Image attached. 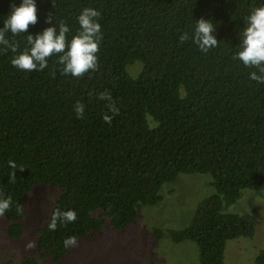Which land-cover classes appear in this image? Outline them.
<instances>
[{
  "label": "trees",
  "instance_id": "trees-1",
  "mask_svg": "<svg viewBox=\"0 0 264 264\" xmlns=\"http://www.w3.org/2000/svg\"><path fill=\"white\" fill-rule=\"evenodd\" d=\"M21 2L0 0V28L11 5ZM261 5L264 0H36L38 22L26 33L6 34L17 51L0 45V194L12 199L4 216L9 236L20 238L26 194L48 185L60 189L52 211L73 210L77 219L58 222L55 231L47 229L48 220L38 229L40 255L18 264L62 260L67 237L100 231L107 219L125 229L181 174L211 177V191L190 223L167 232L176 243L194 242L199 264H226L228 241L255 235L256 215L230 209L245 190L264 191V84L249 79L256 68L233 57L246 17ZM86 7L101 14L96 71L81 78L61 74L58 55L43 71L12 65L30 48L27 35L53 24L58 31L60 21L70 29V42ZM201 18L213 22L219 42L206 53L192 39L180 43ZM135 61L141 69L132 74ZM106 90L119 108L110 125L102 119L111 115L109 102L98 99ZM77 101L85 105L82 119L74 111ZM9 160L17 165L14 182ZM255 264H264V249Z\"/></svg>",
  "mask_w": 264,
  "mask_h": 264
},
{
  "label": "rangeland",
  "instance_id": "rangeland-1",
  "mask_svg": "<svg viewBox=\"0 0 264 264\" xmlns=\"http://www.w3.org/2000/svg\"><path fill=\"white\" fill-rule=\"evenodd\" d=\"M140 69L139 61L129 66L132 74ZM210 182L207 174H181L165 185L163 199L157 205L142 207L138 218L125 229H114L107 219L104 229L79 238L78 247L69 248L62 260L49 256L41 259V264H199L197 245L191 241L176 243L167 232L190 223L196 204L211 191ZM59 194L58 187L48 185L34 186L26 194L25 227L20 238L10 237V222L5 216L0 218V264H18L28 256L40 255L38 229L49 220ZM230 210L253 213L258 222L252 238L228 241L226 264H255L256 256L264 249V191L245 190ZM156 228L163 234L158 235ZM30 241L35 242L34 248L26 247Z\"/></svg>",
  "mask_w": 264,
  "mask_h": 264
},
{
  "label": "clouds",
  "instance_id": "clouds-1",
  "mask_svg": "<svg viewBox=\"0 0 264 264\" xmlns=\"http://www.w3.org/2000/svg\"><path fill=\"white\" fill-rule=\"evenodd\" d=\"M12 11L4 20V27L0 28V45L5 46L4 50L10 48L13 52L17 51V45L6 38L7 33L13 36L20 33H26L30 25L38 22L36 0H22L19 7L11 5ZM100 12L94 8L86 7L78 16L80 31L74 35L69 42L67 33L70 29L63 21L59 22V30L56 24L43 30L35 36L27 35V43L30 48H26L22 53L16 55L11 60L14 67L22 71H43L48 66V58L58 55V63L64 67L61 74H71L73 77L81 78L89 71L98 69L99 44L102 40L101 24L98 22ZM54 17L49 14L46 23L52 24ZM194 34L190 37L187 32L180 36V43L189 39L198 45L202 52H208L210 49L218 46L215 32L216 26L211 20L203 18L196 20ZM241 49L234 59H239L246 67L256 68L258 71L250 73L249 79L257 83L264 84V5L255 7L246 17V26L239 33ZM259 73V74H258ZM98 99L107 100L106 105L111 115L105 113L103 121L109 125L113 118L119 114V108L113 100L110 91H104L98 94ZM74 111L78 119L84 118L85 105L77 101L74 105ZM8 166L12 171L9 179L15 181L17 165L9 160ZM23 170V168H20ZM11 197L5 198L0 194V218L4 217L7 210H11ZM17 210H20L18 206ZM77 219V213L73 210L61 211L59 208L53 209L47 229L55 231L58 222L62 224L73 223ZM63 246L68 248L78 247V238L76 236L67 237L63 241ZM27 248L35 247V242L30 241Z\"/></svg>",
  "mask_w": 264,
  "mask_h": 264
}]
</instances>
